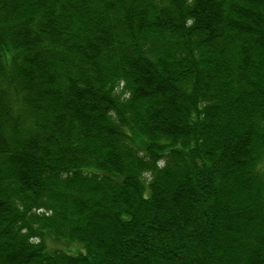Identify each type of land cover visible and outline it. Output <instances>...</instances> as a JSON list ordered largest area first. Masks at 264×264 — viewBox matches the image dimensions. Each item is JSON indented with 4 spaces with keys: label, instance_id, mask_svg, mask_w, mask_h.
I'll return each instance as SVG.
<instances>
[{
    "label": "trees",
    "instance_id": "1",
    "mask_svg": "<svg viewBox=\"0 0 264 264\" xmlns=\"http://www.w3.org/2000/svg\"><path fill=\"white\" fill-rule=\"evenodd\" d=\"M0 264H264V0H0Z\"/></svg>",
    "mask_w": 264,
    "mask_h": 264
}]
</instances>
